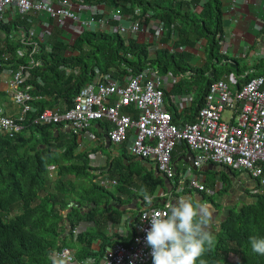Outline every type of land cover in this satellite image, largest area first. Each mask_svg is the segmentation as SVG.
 Returning a JSON list of instances; mask_svg holds the SVG:
<instances>
[{"label": "trees", "instance_id": "trees-1", "mask_svg": "<svg viewBox=\"0 0 264 264\" xmlns=\"http://www.w3.org/2000/svg\"><path fill=\"white\" fill-rule=\"evenodd\" d=\"M73 1L86 7L103 5L114 11L120 10L123 18L140 21L143 26L150 25L152 21L163 24L162 44H167L174 36L177 38L172 51L165 47L151 54L149 45L127 38L115 29L97 32L82 30L72 43H68L62 38L61 28L54 25L47 34L48 38L41 42L36 38L27 39L29 21L26 15L15 14L11 19L0 20V73L4 69H16L20 63L26 64L28 53L38 61L29 68V77L24 80L33 96L29 102L31 110L24 116V127L12 136H0V264H52L48 254L63 247L73 249L77 263L92 258L96 264L111 244L99 231L80 232L73 238L71 230L82 220L94 222L98 227L104 223L102 214H99L102 222L95 219L96 213L100 210L101 201L113 195L93 182L98 177L95 172L100 170L89 166L88 153H76L80 133L76 135L71 131L62 134L59 129L63 123H30L41 110L70 106L79 89L96 77L101 80L107 76L116 79L139 74L149 67L160 76H178L172 88L174 92L186 83L192 84L188 83L192 76L195 101L189 123H193L204 104L208 86L223 74L233 70L242 74L237 88L264 75V63L254 72L244 74L238 61L233 60L234 64L228 68H214L212 78L207 76L209 72L190 63L192 55L185 48L194 47L191 33L205 39L207 63L227 60L219 53L218 43L223 33L219 0H207L196 14L191 10L195 0L191 3L183 0ZM117 23L112 21L111 25L116 27ZM24 48L25 52L18 54ZM163 92L164 98H168L170 93L164 89ZM4 96L6 92L1 90L0 104ZM171 116L176 123L179 115L174 113ZM63 135L68 136L65 142L60 140ZM182 147L185 145L182 144ZM119 163L116 158L112 160L107 172L109 178L124 168ZM49 167L56 170V178L52 181L48 176ZM69 175L73 180H64V176ZM150 177L148 185H152V190L162 184L161 179L153 175ZM250 197L251 203L232 210L220 223L214 236V247L202 257L206 264H264V256L253 253L249 244L251 236L264 237V192ZM90 203H94L95 208L80 215L78 208ZM162 207L155 204L151 208ZM67 209L69 211L65 215L61 214ZM13 211L15 214H11ZM64 221L69 227L65 236ZM94 239L103 242L101 250L96 253L89 249ZM120 243L127 242L122 240ZM231 255L237 256L238 260L231 261Z\"/></svg>", "mask_w": 264, "mask_h": 264}, {"label": "built area", "instance_id": "built-area-1", "mask_svg": "<svg viewBox=\"0 0 264 264\" xmlns=\"http://www.w3.org/2000/svg\"><path fill=\"white\" fill-rule=\"evenodd\" d=\"M73 0H0V20L15 15L35 12L49 16L57 24L72 21L81 29L97 32L107 31L111 21H118L116 29L122 34H134L143 29L140 21L129 20L127 26L120 23V10L106 15H90L81 20L79 13L87 8L76 7ZM77 3V2H75ZM49 34L53 26L47 25ZM160 36L163 24L155 29ZM128 38V37H127ZM28 39V38H27ZM172 51V49H171ZM20 49L18 54H23ZM264 56V49L262 52ZM38 64L26 54V64L16 69H6L7 92L17 109L14 115L0 110V136H12L23 127L24 116L31 110L29 68ZM162 76L152 68L136 75H125L101 80L98 77L83 85L72 99V104L63 109L44 108L30 121L31 124L46 125L63 123L75 133L87 130L95 122L105 121L111 125L107 136L111 144L129 143L126 151L132 157L151 160L157 171L168 180L178 176V183L187 188L204 191L203 182L196 176L186 178L183 171L177 174L172 162L175 149L184 144L191 153L192 168L196 170L206 164L230 167L247 173L255 179L264 192V75L251 79L237 88L230 75L210 83L203 106L198 110L193 123L177 124L165 108ZM230 111L229 119L222 113ZM110 183V182H109ZM113 184V183H112ZM173 193H171V196ZM169 201L162 208L140 211L135 231L127 243L114 242L107 248L96 264H151V248L146 243L150 221L144 219L153 210L167 212ZM49 261L55 256L70 258L68 264L77 263L74 254L67 248L52 250ZM89 261V260H88ZM91 264H94L90 259Z\"/></svg>", "mask_w": 264, "mask_h": 264}, {"label": "crops", "instance_id": "crops-1", "mask_svg": "<svg viewBox=\"0 0 264 264\" xmlns=\"http://www.w3.org/2000/svg\"><path fill=\"white\" fill-rule=\"evenodd\" d=\"M219 1L221 3L223 29L221 40L218 43L219 53L226 57L228 61L224 59L227 62L222 60V63L214 61L207 63L204 52L206 41L204 38H197L196 34L193 33L190 34V37L195 42L194 47L185 48V51L192 55V65L209 72L207 76L210 78L214 75V68H228L234 64L233 60L238 61L241 71L244 74L252 73L261 63H264V56L262 54L264 49V0ZM49 2L56 3L57 0H49ZM183 2L191 3V0H183ZM73 3L76 7L79 6L77 3ZM206 3L207 0H195L191 10L195 14L199 13ZM110 11L112 10L103 5L87 7L79 13V16L81 20H85L90 15H106ZM7 19H10V17H7ZM26 19L29 21L27 38H36L41 42L48 38L45 31L48 28L47 25L59 26L61 28L62 38L68 43H72L76 36L83 30L79 24L72 21H64L62 25L57 24L49 16L42 13H27ZM120 23L127 26L129 20L124 17ZM111 24L105 28H108L107 30L116 29ZM158 26L159 24L156 21H152L150 25H145L141 31L134 34L125 33L123 36L134 38L139 43L149 45L151 54L165 47L171 51L173 49V42L177 37L174 36L173 39H169L167 44L160 43L165 29L163 26L162 34L158 36L155 30ZM230 75L236 80V84L243 76L233 70V72L223 74L219 79ZM7 78L8 72L4 69L0 73V91L5 90L6 96L1 101L0 110L8 115H14L17 109L11 103L9 94L6 91ZM178 79V76L174 77L169 74L162 76L164 90L170 93L168 98H164L165 108L171 115L174 113L179 115V118H176V123L182 125L190 121L189 117L192 116L191 107L195 101V94L194 86L192 85V76L188 79V83L192 84L186 83L179 91L174 92L172 88ZM108 124L105 121L95 122L87 130L79 132L80 135L77 139L79 147L76 153L84 151L88 153L89 166L92 169L100 170L95 172L98 177L93 182L105 190L110 191L113 196L112 198L102 200L99 207L100 210L96 213L95 219L102 222L103 218L104 223H101V226L98 227L94 222L82 220L71 230L73 238L80 232L99 231L111 243L105 250L115 241L119 243L122 240L123 242H127L135 231L140 211L151 208L155 204L164 206V203L167 201L171 204L172 201L175 202V199L180 196L190 197L193 201L206 202L211 206L213 210V222L210 225V231L215 236L219 231L220 223L230 215L232 210H239L243 205L251 203V195L262 194L257 181L245 172L226 166H216L215 164H206L197 170L193 169L190 166V152L186 147H182V145L175 149L174 156L172 157L176 172L179 174L183 171H188L187 168H189V171L186 173V178L188 179L193 176L199 178L204 184V191L187 188V181L184 185L179 184L178 176L175 177L177 182H174L175 179L168 180L162 178L153 161L132 157L127 153L126 146L129 143L115 145L107 141V132L111 128V125ZM59 130L62 134H69L73 131L66 124ZM73 133L78 135L74 131ZM60 138L63 142L68 140L67 135H63ZM115 158L119 160L121 163L119 164L124 168L114 173L115 176L113 175V178H109L107 172L110 170L111 162ZM49 169L55 170L54 167H49ZM151 175L162 180V184H159L153 190L152 185H148L152 179L150 177ZM67 177H71V179ZM66 179L73 180V177L70 175L64 176V180ZM84 184L87 183L84 182ZM142 188L146 189L154 197L151 205H148L140 195ZM171 193H173L172 196ZM94 208V203L82 205L78 208L79 214L85 215ZM68 211L67 209L61 212V214L65 215ZM99 214H102V218ZM67 226L66 221H64L62 226L64 229L63 236L68 233L69 227L67 229ZM102 243L101 239H94L91 241L89 249L96 253L101 250ZM69 250L73 252V249ZM90 259L92 258H86L81 262Z\"/></svg>", "mask_w": 264, "mask_h": 264}, {"label": "clouds", "instance_id": "clouds-1", "mask_svg": "<svg viewBox=\"0 0 264 264\" xmlns=\"http://www.w3.org/2000/svg\"><path fill=\"white\" fill-rule=\"evenodd\" d=\"M140 195L151 205L154 197L146 189L142 188ZM144 219L151 225L146 243L151 248L153 264H206L202 257L215 245L210 231L213 210L209 204L180 196L168 205L167 212L153 210ZM249 244L253 253L264 256V237L251 236ZM69 259L55 256L52 264H68Z\"/></svg>", "mask_w": 264, "mask_h": 264}, {"label": "rangeland", "instance_id": "rangeland-1", "mask_svg": "<svg viewBox=\"0 0 264 264\" xmlns=\"http://www.w3.org/2000/svg\"><path fill=\"white\" fill-rule=\"evenodd\" d=\"M191 60H192V59H190V63L192 64ZM202 82H203V80H202ZM230 116H231V113H230V111H228V110H226L225 112L222 113V118H223L224 120L229 119ZM55 178H56V176H55V170L49 169V179L52 181V180H54ZM67 178H70V179H71V177H67ZM13 213L15 214L14 211H13L11 214H13ZM11 214H10V215H11ZM230 260H231V261H236V260H238V257H237V256H233V255H231Z\"/></svg>", "mask_w": 264, "mask_h": 264}, {"label": "water", "instance_id": "water-1", "mask_svg": "<svg viewBox=\"0 0 264 264\" xmlns=\"http://www.w3.org/2000/svg\"><path fill=\"white\" fill-rule=\"evenodd\" d=\"M73 128L72 127H70V130H72ZM106 139H107V141H109V138H108V136H106ZM189 157H190V160H191V162H190V166H192V159H193V157H192V155H191V153H189ZM193 169H195V168H193ZM162 178H165L163 175H160ZM172 203H174V201H172ZM67 229H68V226H67Z\"/></svg>", "mask_w": 264, "mask_h": 264}, {"label": "flooded vegetation", "instance_id": "flooded-vegetation-1", "mask_svg": "<svg viewBox=\"0 0 264 264\" xmlns=\"http://www.w3.org/2000/svg\"><path fill=\"white\" fill-rule=\"evenodd\" d=\"M152 263H153V262H152ZM152 263H151V264H152Z\"/></svg>", "mask_w": 264, "mask_h": 264}]
</instances>
